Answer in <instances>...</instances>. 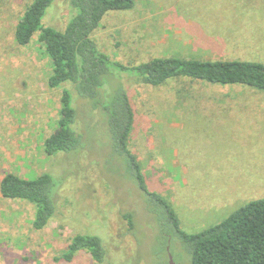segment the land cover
I'll use <instances>...</instances> for the list:
<instances>
[{"label": "rangeland", "instance_id": "obj_1", "mask_svg": "<svg viewBox=\"0 0 264 264\" xmlns=\"http://www.w3.org/2000/svg\"><path fill=\"white\" fill-rule=\"evenodd\" d=\"M32 1L0 0V182L8 173L24 179L49 173L62 185L56 215L43 231L32 226V204L0 193V264H99L84 252L70 263L55 261L79 234L103 239L100 264H170L169 254L175 264H191L173 237L164 248L146 196L126 178L123 161L111 156L102 113L76 99L82 150L45 153L61 93L71 86L50 87L53 68L40 33L28 45L16 41ZM74 13L70 0H57L43 26L63 30ZM92 38L125 65L175 56L264 65V0H134L130 10L108 12ZM130 77L116 71L110 78L112 88L120 81L134 93L130 149L183 231L202 232L264 198V91L187 78L152 87ZM126 212L133 213L132 231Z\"/></svg>", "mask_w": 264, "mask_h": 264}, {"label": "trees", "instance_id": "obj_2", "mask_svg": "<svg viewBox=\"0 0 264 264\" xmlns=\"http://www.w3.org/2000/svg\"><path fill=\"white\" fill-rule=\"evenodd\" d=\"M55 1L33 0L15 30L16 41L22 46L28 45L40 33L39 40L44 44L53 68L50 87L71 86V89L63 88L61 93L57 129L44 143L47 156L60 157L82 150L83 137L76 129V101L79 98L103 114L111 156L113 160L118 158L123 161L126 178L131 179L146 196L165 240L164 248L173 237L175 245L184 250L191 264H264V198L245 204L222 222L202 232L188 234L183 231L174 208L150 189L142 164L130 149L136 121L134 93L125 89L118 80L120 84L113 88L110 82L112 72L118 71L131 75L133 82L152 87L172 79L187 78L219 85H244L264 91V65L240 60H198L177 56L125 65L111 60L102 52L92 35L108 12L130 10L134 0H70L75 13L63 30L43 26L47 10ZM107 166L111 173L112 166L109 163ZM61 185L62 181L49 173L33 179L8 173L0 182V193L6 199L32 204V226L36 231H43L56 215L55 194ZM124 218L132 231L133 213L126 212ZM82 252L99 264L106 259L100 236L79 234L55 261L70 263Z\"/></svg>", "mask_w": 264, "mask_h": 264}, {"label": "water", "instance_id": "obj_3", "mask_svg": "<svg viewBox=\"0 0 264 264\" xmlns=\"http://www.w3.org/2000/svg\"><path fill=\"white\" fill-rule=\"evenodd\" d=\"M167 251H169V248H167ZM169 263L170 264H175L174 260H173V256L171 254H169Z\"/></svg>", "mask_w": 264, "mask_h": 264}]
</instances>
